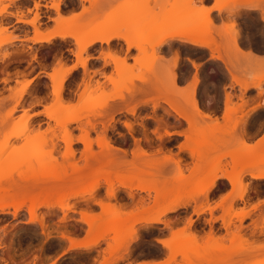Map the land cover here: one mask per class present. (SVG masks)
Returning <instances> with one entry per match:
<instances>
[{
  "label": "snow or ice",
  "instance_id": "obj_1",
  "mask_svg": "<svg viewBox=\"0 0 264 264\" xmlns=\"http://www.w3.org/2000/svg\"><path fill=\"white\" fill-rule=\"evenodd\" d=\"M194 32L219 36L229 46L237 42L241 54L253 59L239 43L246 37L261 46L258 59L264 66V0H11L0 6V35H10L0 40V190L26 166H35L38 154L67 155L66 146L74 142L69 129L85 119L95 139L119 129L124 143L118 154L139 151L160 161L165 173L175 169L185 144L179 143L178 154L168 142L186 140L183 118L173 124V112L150 99L138 77L123 80L122 69L131 66L134 72L149 51L157 75L184 95L186 112L198 114L205 124L215 116L218 125L222 113L229 147L264 146V79L245 85L221 77L214 67L209 72L211 61L219 58L200 51L209 45L192 38ZM88 96L94 102L85 107ZM57 109L78 110L80 119L62 124ZM80 132L84 139L85 129ZM29 145L31 154L15 155ZM260 167L259 174L251 166L229 165L227 175L204 169L196 187L182 189L173 203L137 221L111 264H201L195 257L210 229L216 235L217 229L239 231L246 223L249 238L264 241V158ZM115 192V182L109 187L101 179L90 190L35 211L27 203L15 211L11 204L0 207V264H94L96 248L79 242L92 227L85 217L111 203ZM152 195L149 189V203ZM156 196L159 203V192ZM233 213L241 219L229 220ZM178 237L189 242L186 251L175 250ZM143 238L150 242L137 254ZM102 246L100 241L96 247Z\"/></svg>",
  "mask_w": 264,
  "mask_h": 264
},
{
  "label": "rangeland",
  "instance_id": "obj_2",
  "mask_svg": "<svg viewBox=\"0 0 264 264\" xmlns=\"http://www.w3.org/2000/svg\"><path fill=\"white\" fill-rule=\"evenodd\" d=\"M9 1L11 0H8L7 3H9ZM222 2L228 3L230 2V0H222ZM4 3H5L4 0H0V6H2ZM194 34H196L195 39H204V40L211 39L212 41L214 40V44L216 43L217 45L216 47L218 49L214 51L213 54L222 56L223 59L224 58L226 59V61H223L225 63L224 66L218 65L214 63L212 60L209 66V72H212L214 67L216 72H218L221 77L226 76L227 78H229L230 76L233 79V77L231 76L233 74L234 79L237 80L238 84H245V85H247V83L249 82L259 85L261 83V80L264 79V70L261 71L256 70L255 72L247 73L248 74L247 77L250 76L251 80L248 82H244V73L246 70L244 71V69L239 65V62L237 61L238 56L241 54V50L238 49V47L234 43L233 46H229L227 40L219 36L210 35V37L208 36L209 37L208 38L207 36H201L195 32ZM8 39H10V35H0V40H8ZM151 46L152 45L149 44L148 46L149 49L151 48ZM256 47L261 49L260 45H256ZM174 51L176 50L174 49ZM200 51L207 52L210 55L209 50L200 49ZM134 63L136 62L134 61ZM226 67L231 70L230 72L232 74H230V72ZM122 72L124 73L123 80L127 81L128 83H131L133 77H138L139 80L142 82L143 90L145 92L152 93V96L149 97L150 99L154 100V102L156 103L166 105L167 109L173 112L174 117L178 119L183 118L186 120L187 127L185 130L187 131L188 135H187V139L182 142L186 146L185 147L186 150L183 153L189 155L190 158L186 159V157H184L185 154L184 155L183 153L180 154V149H179L177 153L180 154V159H179L180 173L178 166L175 169L169 170L167 173H165L162 170L160 161H159L160 164L158 163L159 165L155 162L158 165L157 166L154 163V161L157 160L149 159L144 156L141 157L139 156L140 154L139 151H137L135 156H132L131 153L129 152L127 157L125 156L122 157L120 161L125 162L124 164L119 161L120 164L118 162H117L118 164L113 162L110 165H106V163L108 162L107 161L108 158L104 159V157L102 156L103 161H107L106 163L105 162L101 163L100 161V163L97 165V168L96 166L93 167L94 165H92L93 167L92 171L94 170V168L95 170L97 169L98 171L100 169L99 165L100 166L102 165L101 166V168H103L102 172L104 171L102 175H105L107 173L106 176H109L110 173L113 174L119 172L116 174L117 176L122 178L124 176L127 177L129 174L132 173V176H129V178H126L121 182L119 180V177L118 178L113 177L111 179L112 181L111 184L113 186V182H115V187L118 189L117 190L118 202L120 201L121 203V201H123L124 203L128 202V204L130 202L133 203L134 201H130V198H133V200L136 199L135 203L137 204L135 206L131 203L130 205L126 203V207H125V204H123L122 202L121 204L117 203L118 204L117 206L115 204V202L117 201L113 199L114 201L113 203L114 205H116L115 207L117 209H115L114 207L112 209L111 206L114 205L112 203L110 204L107 203V206L108 205L111 206L104 207V209L103 208L99 209L95 213V215H86L85 218L88 219L92 227L90 231L87 229L84 230V234H85L84 238L82 240H79V242H85V241L90 242L92 240H97L96 245L93 246L94 248H96V250L94 254L91 256V259L93 260L94 264L97 260L99 261V264H111L110 262L115 261L117 259L116 257L118 251L115 250L117 251V253H115L114 249L112 248L113 247L112 244L114 243L116 244L117 239H119L118 240L119 242L121 240L122 242H124V240H126L135 230L134 226L137 223V221L143 220L145 219V217L147 218V216L152 215L155 211L162 208L164 204L167 203L170 204L172 203V201H175V199L182 194V189L189 186L196 187L197 186L196 181L204 169H208L211 172L220 171L221 173L224 172L228 173V171L226 170L229 169V165H231L232 168L237 170L239 168L249 167V164L251 165L250 162L252 156L254 155L256 157L257 155H259L257 156L259 163L257 162L258 166L256 165V167H259L261 165L262 158H264V151L261 152L259 150L260 148L259 146L250 149L244 145H239L234 148L229 147L227 145V142L223 139V137L226 131L225 125L228 123V120L224 116H222L221 118L223 124L220 125L216 124L214 119L211 123L205 124L200 122V120H202V117H198V114L192 112H186V107H185L186 100L184 95L177 88H175L171 82H166L161 76L157 75L158 69L155 66L154 57L151 55L150 51L141 56L140 61L136 63V68L134 72L131 70V66H129L128 69H122ZM155 76L156 78L158 77L160 78V80L158 79L159 81L161 80L162 81L161 82L158 81L159 85L157 84L158 86L156 87L153 86L149 87L148 86L149 83L152 82L151 80L153 79L155 80ZM140 78H144V79H140ZM147 79L149 80L151 79L150 80L151 82L150 81L147 82ZM145 82L146 85L144 86ZM161 83L162 84L165 83V84L162 85ZM228 95L229 97H231L232 93L229 92ZM92 102H94V98L90 96L85 97V107H87V105ZM172 106L179 108L177 109V111H179L180 115L173 109ZM163 111L164 109H161V112ZM181 114L183 115V117ZM73 116H74L73 119H76L75 121L80 119L79 111L78 110L74 111ZM184 117H186L189 121H187V119ZM171 120H173V118H171ZM75 121H70L68 123L71 124L74 123ZM172 122L173 124L178 123L177 120H173ZM81 127H83L86 132L83 133L84 139L87 138L92 140L93 142L95 141L94 148L92 142L91 151H93L96 155H98L100 152L103 153V151H101L102 147H100L96 143L97 139H95L94 136H91L87 132L88 121L85 119L83 124L76 125L69 129L68 139L70 141L71 139L72 141L74 140V142L70 144L72 147L71 150L74 151V152L72 151L74 153L73 156H72L73 153L72 154L67 153L68 156L70 157L65 156L63 153H59V159H57L55 157H52L51 155L40 153L36 156L37 162L35 166L32 165L26 166L23 170V174L17 177L16 181L19 183L21 182L29 183L35 181L37 182V184L39 183V186L41 185L43 187L44 185V188L45 186L55 187V189L49 191V194H45V195L40 194V196L38 197L36 196L37 198L35 197V199H33L34 201L33 203H35L36 201L41 202V204H39L38 207H36V209L57 202L62 198H66L72 195L71 193L74 190H75L74 192L83 191L85 189L90 190L91 188L90 186L94 183L95 179L98 177H99L98 180L103 179L104 181L107 182V180H105L106 176H104V178L103 176H100L101 175L100 170H99V175L97 176L94 172L91 173L92 171L88 169L90 171L88 172V176L90 175L89 177H87V175L85 174L86 169L85 170L83 169L85 172L83 170L82 171L79 170L80 172L74 170L75 173L73 172L72 162H74L75 160L76 166L77 165L82 166L86 162V161L84 162L83 160V156H84L83 153L87 154L85 155L86 157L89 155L88 154L89 151L88 152L87 150L85 151L84 143H82L80 140H77L78 138H82L80 132ZM113 132L114 131L110 129L104 137L106 139H109L110 143L113 146L122 145L124 142L122 138H120L118 142L113 141V138L110 136V134ZM63 138H64V134L61 133V137L60 140L58 141V144L63 142ZM194 138L195 141L193 140ZM187 146L189 147L191 146L192 149H194L196 152L193 151L190 152L189 150H187ZM31 153H32V146L29 145L23 148L20 152L16 153L15 155L26 156ZM196 153H199L197 155L203 156L202 157L203 159L201 158L199 159L200 161L202 160L203 164L202 162L197 160L199 156L197 158V155H195ZM104 156L106 157V154ZM96 157L98 158V156ZM87 158H85V160H87ZM89 158H91V156ZM115 159L117 160L118 158ZM236 159L238 162L235 161ZM91 161H94L93 157L89 160V164L92 163ZM239 162H241L242 164H240ZM96 164L97 163L95 162V165ZM201 164L203 166H201ZM180 165H182V167H180ZM76 173H78V175L85 174L86 177L83 180H79V181L77 180L78 181L77 183L74 181L75 176L77 175ZM133 176H137V177L144 176V177H148V179L145 180L136 179L134 182L132 179ZM137 183H140L141 186L140 189L135 187ZM149 189L153 191V195L151 197L150 203L148 197ZM141 190H143V192H141ZM128 191L132 193L130 194L133 195V197H130L129 194L126 193ZM74 192L73 194H75ZM157 192H159L160 195L159 203L157 201V196H156ZM121 195L122 197H120ZM124 195L126 196L124 197ZM7 197L8 195H4L1 193L0 201ZM165 197H169V199L165 200ZM139 199L143 200L141 201L143 203V204L141 203L143 206L139 202L137 203ZM25 201H29V200L26 199ZM28 204L29 203H27V205ZM122 204L124 205V207L121 208L120 206H122ZM14 205L16 206V204ZM14 205H13V210L15 209ZM93 207L96 206L94 205ZM119 208L121 209L118 210ZM228 219L229 220L235 219L236 221L240 220L239 215H236V213H233V215L228 217ZM118 222H123L122 226L120 225L121 227H117L116 224ZM125 223L127 224V228ZM102 232L107 235L101 237L100 233ZM224 232H225L224 235H221L219 234L220 231L217 229V234L211 235V229H210L208 237L202 242L200 246L201 248L200 256L195 257V259L200 261L201 264H260L264 261V248L260 247V244L264 242L263 241L258 242L255 239L249 240L248 238H246V236L243 234L244 227H241L239 231L233 228L231 230H225ZM103 239H107L108 242L107 247L106 248L96 247L98 242L102 241ZM145 239H150V238H145ZM182 242L183 241L181 240V237L180 238L178 237L175 242L176 245L178 244L177 245L178 248L176 247L175 250L182 249V251H186L188 249L189 242L188 241H184L183 243ZM148 244L149 243L145 244V247H142V245L139 244L136 247V249L146 250ZM110 246H111L110 249H113V252L112 251L111 252L115 254L111 253L112 255H110V252H108ZM257 251H260L259 255L253 254V252L255 253ZM244 253H250V254L244 255Z\"/></svg>",
  "mask_w": 264,
  "mask_h": 264
},
{
  "label": "bare ground",
  "instance_id": "obj_3",
  "mask_svg": "<svg viewBox=\"0 0 264 264\" xmlns=\"http://www.w3.org/2000/svg\"><path fill=\"white\" fill-rule=\"evenodd\" d=\"M192 35V38H195L196 37V34H194V33H192L191 34ZM210 37V35H207V37ZM208 37V38H209ZM207 38V39H208ZM197 40H199L201 43H205V44H208L209 45V47L206 49V50H209L210 51V55L211 56H215V57H218L219 59H217V60H221L222 62L223 61H226V59L224 58L223 59V57L222 56H219V55H214L213 54V52L214 51H216L218 48L216 47L217 45H216V43L214 44V40L212 41L211 39H209V40H204V39H197ZM213 44V45H212ZM234 44L236 45V42H234ZM210 56V57H211ZM225 64V63H224ZM227 66V65H226ZM227 68V67H226ZM228 69V71L230 72L231 70L229 69V68H227ZM232 77H234L233 75H232ZM140 79H144V78H140ZM160 80V78L158 77V78H156V76H155V80L153 79V80H149V79H147V82L148 81H150L151 83H149V87L151 86H153V87H156V86H158L159 85V82H161V81H159ZM145 81V80H144ZM159 81V82H158ZM237 81V80H236ZM158 82V83H157ZM158 84V85H157ZM162 84V83H161ZM160 84V85H161ZM165 84V83H164ZM164 84H162V85H164ZM146 85V82H145V84H144V86ZM175 106V105H174ZM174 106H172L173 107V109L179 114V111H177V109H179V108H176V107H174ZM57 111H60V112H62V115H61V123L62 124H64V123H68V122H70V121H75L76 119H73V113H74V111H71V112H69V111H63V110H60V109H57ZM181 113V112H180ZM180 115V114H179ZM182 115V114H181ZM182 117H183V115H182ZM184 118H186V117H184ZM187 119V118H186ZM215 119V118H214ZM187 121H189L188 119H187ZM86 133V132H85ZM82 138H78L77 140H80L82 143H84V146L86 145V147H85V151L87 150V152L89 151V155L87 156L88 158L91 156V158L93 157V160L94 161H91L92 163H90L89 164V160L91 159V158H87L85 155H87V154H84L83 153V160H84V165H82V166H80V165H77L76 166V162H75V160H74V162H72L73 164H72V169H73V172H74V170H76L77 172L79 171V170H83L84 172H85V174L87 175V177H89L88 176V172H90L89 170H91L92 171V169H93V167H95L96 166V168H97V165L100 163V161H101V163H103V162H107L106 163V165H110V164H112L113 162H115V163H119L120 164V162L121 163H125V162H122V161H120V159L122 158V157H124V154H123V152H121V153H117L116 152V148L117 147H115V146H113L111 143H110V141H109V139H106L105 137L103 138H100L99 140L97 139L96 140V143L100 146V147H102L101 148V151H103V153L102 152H100L98 155H96L93 151H91V146H92V140H90V139H82ZM187 139V138H186ZM85 140V141H84ZM194 141H195V138L193 139ZM71 141H72V139H71ZM74 141V140H73ZM123 141V140H122ZM190 141H192V140H190ZM193 141V142H194ZM121 144V143H120ZM186 147V146H185ZM68 148V149H67ZM71 145H68V147L66 146V151H67V153L68 154H72L74 151L73 150H71ZM247 148H250V147H247ZM70 149V150H69ZM251 149V148H250ZM187 150H189L190 152L191 151H193V152H196L194 149H192V147L190 146H187ZM73 151V152H72ZM84 151V152H85ZM86 152V153H87ZM92 152V153H91ZM192 152V153H193ZM140 154H139V156H143V154L141 153V152H139ZM68 154L67 155H65V156H68ZM98 156V158L95 156ZM106 154V157L104 156ZM197 154H199V153H196L195 155H197ZM74 155V153L72 154V156ZM101 155V156H100ZM71 156V157H72ZM104 157V159L106 158H108L107 159V161H103V157ZM193 156H194V154H193ZM198 156H199V158H198ZM257 156H259V155H257ZM257 156L255 157L254 155L252 156V159H251V165L253 166V167H256V165L259 163L258 161V159H257ZM68 157H70V156H68ZM99 157H101V158H99ZM203 156H201V155H197V160L198 161H200L199 159L201 158V159H203L202 158ZM85 158H87V160H88V163H87V160H85ZM95 158V159H94ZM113 158V159H112ZM115 158H118L117 160L115 159ZM260 158V157H259ZM98 159H100V160H98ZM96 160V161H95ZM116 160V161H115ZM253 160V161H252ZM261 160V159H260ZM120 161V162H119ZM236 162H238L237 161V159L235 160ZM94 162V163H93ZM95 162L97 163L96 165H95ZM159 163L160 164V162L159 161H154V163ZM180 162V160L178 161V169H179V163ZM200 162H202V160L200 161ZM199 162V163H200ZM258 162V163H257ZM74 163H75V165H74ZM114 163V164H115ZM117 163V164H118ZM155 163V165H157ZM240 164H242L241 162H239ZM88 164V165H87ZM158 164V165H159ZM202 164H203V162H202ZM201 164V166H203ZM249 164V163H248ZM74 165V166H73ZM92 165H94L93 167H92ZM104 165V164H103ZM157 165V166H158ZM161 165V164H160ZM199 165V164H198ZM250 164H249V166H251ZM102 166V165H101ZM101 166L99 165V170H100V176H103V178H104V176H106L107 175V173L105 174V175H102L103 173H104V171L102 172V170H103V168H101ZM251 166V167H252ZM258 166V165H257ZM80 168V169H79ZM89 169V170H88ZM99 170L97 171V169L95 170V168H94V170L91 172V173H95L97 176L99 175ZM119 170V169H118ZM97 171V172H96ZM80 172V171H79ZM109 172V171H108ZM75 173V172H74ZM82 173V172H81ZM116 173H119V172H116ZM116 173H113V174H109V175H111V179L114 177V178H118L119 176H117V174ZM179 173H180V169H179ZM260 172H258V174H259ZM77 174V175H76ZM74 176H75V182H77L78 183V181L79 180H83L85 177H86V175L84 174H82V175H78V173H76ZM90 174V173H89ZM222 174H224V175H227L228 173H222ZM128 175V174H127ZM126 175V176H127ZM129 176H132V173L131 174H129L127 177H119V180H120V182L121 181H123V180H125L126 178H129ZM77 177H79V178H77ZM99 178V177H98ZM98 178H96L97 180H98ZM106 179L105 180H107V183H108V186L109 187H112V184H111V179H109V176H106L105 177ZM95 179V181H94V183L90 186L91 188L95 185V183L97 182V180ZM78 180V181H77ZM41 184V183H40ZM41 186V185H40ZM39 186V183L37 184V182H35V181H33V182H29V183H26V182H21V183H19V182H17V181H13L11 184H8L7 185V187L6 188H4L3 190H1L0 191V194L2 193V194H4V195H8V197L7 198H4V199H2L1 201H0V207H6L7 205H9V203H11L12 205H14V204H16V206H19L20 204L22 205V204H24L25 202H27V203H29L28 204V207L30 208V209H32L33 211H35V209H36V207H38V205L39 204H41V202H38V201H36L35 203H33L34 201H33V199H35V197L37 196H40V194H43V195H45V194H49V191H51V190H53V189H55V187H53V186H50V187H46L45 186V188H44V185H43V187L41 186L40 187ZM132 187V186H131ZM135 187L136 188H139L140 189V183H137L136 185H135ZM90 188V189H91ZM177 188V187H176ZM8 189H11V191H9ZM115 189H116V192H115V196L113 197V199H115L117 202H115V204L118 206V204H121L123 201H121V203H120V201L118 202V200H117V194H118V192H117V188L115 187ZM75 191V190H74ZM73 191V192H74ZM123 191V190H122ZM125 191V190H124ZM73 192L71 193L72 195H75V194H73ZM74 193H76V192H74ZM127 194H129V196L130 197H133V195H131L132 193L131 192H126ZM131 193V194H130ZM120 194V193H119ZM72 195H70V196H72ZM126 195H124V197H125ZM128 196V195H127ZM36 197V198H37ZM120 197H122V195L120 196ZM129 197V198H130ZM29 200V201H25V200ZM120 200V199H119ZM136 200V199H135ZM135 200H133V198H130V201H134L133 203H131L130 201V203L131 204H133V205H137L135 202ZM31 201V202H30ZM141 201H143L142 199H139V201H137V203L139 202L140 204L142 203ZM23 202V203H22ZM114 201H112L111 203L114 205V203H113ZM174 201H172V203H173ZM118 203V204H117ZM126 203L128 204V202H123V204H125V207H126ZM130 203L128 204V205H130ZM106 205H104V207H110L111 205H108L107 206V202L105 203ZM108 204H110V203H108ZM122 204V206H120L121 208L122 207H124V205ZM143 204V203H142ZM141 204V205H142ZM167 204H169V203H167ZM116 205H114V206H111L112 207V209H113V207L115 208V209H117L115 206ZM15 206V205H14ZM16 206H15V209H14V211L16 210ZM143 206V205H142ZM165 206V204L162 206V207H164ZM104 207H103V209H104ZM129 207V206H128ZM121 208H119L118 210H120ZM237 215V214H236ZM147 217H149V216H147ZM239 218L241 219V217L239 216ZM145 219H146V217H145ZM116 224V223H115ZM122 224H123V222H118L116 225H117V227H121L122 226ZM116 225H114V226H116ZM121 225V226H120ZM125 225H126V228H127V224L125 223ZM132 226V225H131ZM100 235H101V237H104V236H106L107 234H105V233H100ZM180 238V237H179ZM119 239H117V245L114 243V244H112V248L114 249V251L115 250H117L118 252H119V248H120V246L121 245H123V243L124 242H122V240L120 241V242H122V243H120L119 241H118ZM181 240L184 242V241H186L185 239H182V237H181ZM125 241V240H124ZM118 242H119V244H118ZM182 242V243H183ZM80 243H82V244H85V245H91V246H94V245H96V243H97V240H92V241H90V242H80ZM115 245V246H114ZM178 245V244H177ZM177 245L175 244V249H176V247H177ZM181 246V245H180ZM183 246V245H182ZM111 248V246L109 247V249ZM178 248V247H177ZM108 249V252H110V255H112V254H115V253H117V251H115V253H112L113 252V249H110L109 250ZM112 251V252H111ZM180 251H182V249H180ZM112 253V254H111ZM200 256V255H199ZM117 258V257H116ZM113 259V258H112ZM114 259H115V257H114ZM111 261V260H110ZM264 262V261H263ZM111 263V262H110ZM260 264H262V263H260Z\"/></svg>",
  "mask_w": 264,
  "mask_h": 264
},
{
  "label": "crops",
  "instance_id": "obj_4",
  "mask_svg": "<svg viewBox=\"0 0 264 264\" xmlns=\"http://www.w3.org/2000/svg\"><path fill=\"white\" fill-rule=\"evenodd\" d=\"M4 2L5 3H7L8 2V0H4ZM11 1H9V3H10ZM217 17H219V12H217ZM4 19H11L10 17L9 18H4ZM240 43H242V44H244V45H246L247 46V48H248V51H251L252 52V56H253V59H248V58H246V57H244L242 54H240L239 56H238V58H237V61L239 62V65L244 69V71H245V73H244V82H248V81H250L251 80V77L249 76V77H247L248 76V74L247 73H251V72H255L256 70H259V71H261V70H264V66H262L260 63H259V56H260V50L261 49H259V48H257L256 47V45H259L258 43H256V44H253L251 41H249L246 37H245V39L244 40H242V41H240ZM173 51H174V49H173ZM213 62L214 63H216V64H218V65H220V66H224V62H222L221 60H213ZM230 74H232L231 72H230ZM233 75V74H232ZM231 75V76H232ZM234 78V77H233ZM231 77L229 76V80L231 81ZM230 92H231V90H230ZM232 93V92H231ZM236 96H237V99H238V97H239V88H237L236 89ZM245 94H247V93H245ZM232 95H233V93H232ZM222 116H223V114L221 113V115H220V119L222 118ZM215 118V116H213V119ZM216 119V118H215ZM214 119V120H215ZM184 124H185V129H186V127H187V122H186V120L185 119H183V121H182ZM185 129H181V130H185ZM176 139H178L179 141H180V143H182L183 141H181L179 138H176ZM256 146H259L260 148H259V150L261 151V152H263L264 151V146H262V145H256ZM256 146H254V147H256ZM250 148H253V147H251V146H249ZM174 150H176V152H178L179 151V146L176 148V149H174ZM185 153H183V155H184ZM184 157H186V159H188V158H190V156L189 155H187V154H185L184 155ZM255 170H256V172L258 173V172H260L261 171V167L259 166V167H256L255 168ZM224 173H227V172H224ZM224 233L225 232H220L219 234H221V235H224ZM243 234L246 236V238H248L249 240H251L249 237H251V233H250V231H248V225H247V223L245 224V226H244V232H243ZM85 235V234H84ZM84 235L80 238V240H82L83 238H84ZM255 240H257L258 242H262L261 240H259V238L257 237ZM103 241V246L102 247H100V248H106L107 247V239H103L102 240ZM86 242V241H85ZM150 242V239H145V238H143L137 245H136V247L139 245V244H141L142 245V247H145V244H147V243H149ZM264 242V241H263ZM145 250H138L137 251V254H142L143 252H144ZM260 251H257V252H253V254H255V255H259L260 253H259ZM247 254H250V253H244V255H247Z\"/></svg>",
  "mask_w": 264,
  "mask_h": 264
},
{
  "label": "flooded vegetation",
  "instance_id": "obj_5",
  "mask_svg": "<svg viewBox=\"0 0 264 264\" xmlns=\"http://www.w3.org/2000/svg\"><path fill=\"white\" fill-rule=\"evenodd\" d=\"M210 56L211 55H209V57ZM206 107H208L213 113H215V108L211 104H209L207 102V100H206ZM171 118H173V120H177L178 122H181L180 119H178L174 116H172ZM110 136L113 138V141H115V142H118L119 139L122 138L119 129H116L113 133L110 134ZM168 143L171 145L172 149H176L179 146L180 141L178 139H174L172 141H169ZM115 147H119V146H115Z\"/></svg>",
  "mask_w": 264,
  "mask_h": 264
}]
</instances>
